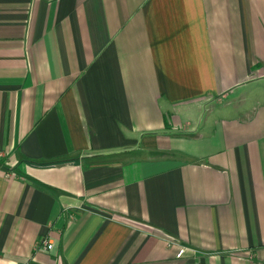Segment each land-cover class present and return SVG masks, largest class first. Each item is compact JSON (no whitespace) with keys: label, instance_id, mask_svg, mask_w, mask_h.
<instances>
[{"label":"crops","instance_id":"crops-1","mask_svg":"<svg viewBox=\"0 0 264 264\" xmlns=\"http://www.w3.org/2000/svg\"><path fill=\"white\" fill-rule=\"evenodd\" d=\"M193 263L264 264V0H0V264Z\"/></svg>","mask_w":264,"mask_h":264},{"label":"built area","instance_id":"built-area-1","mask_svg":"<svg viewBox=\"0 0 264 264\" xmlns=\"http://www.w3.org/2000/svg\"><path fill=\"white\" fill-rule=\"evenodd\" d=\"M173 245H176V247H177V252L175 254L176 259L184 258V255L187 251H191L194 253V250L188 246L179 245V244H176L174 242H168V244H167V246H173ZM36 248L41 249V250H49L51 248V244L47 239L42 238L38 241Z\"/></svg>","mask_w":264,"mask_h":264}]
</instances>
